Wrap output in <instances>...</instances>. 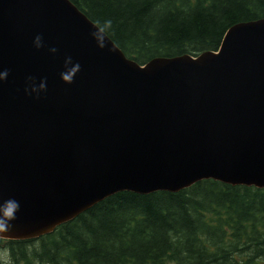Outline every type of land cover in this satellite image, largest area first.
<instances>
[{
    "label": "water",
    "instance_id": "water-1",
    "mask_svg": "<svg viewBox=\"0 0 264 264\" xmlns=\"http://www.w3.org/2000/svg\"><path fill=\"white\" fill-rule=\"evenodd\" d=\"M95 24L72 0H0V201L20 205L0 237L49 233L120 190L264 187V17L145 63L108 33L98 47Z\"/></svg>",
    "mask_w": 264,
    "mask_h": 264
},
{
    "label": "trees",
    "instance_id": "trees-1",
    "mask_svg": "<svg viewBox=\"0 0 264 264\" xmlns=\"http://www.w3.org/2000/svg\"><path fill=\"white\" fill-rule=\"evenodd\" d=\"M139 63L218 49L264 0H72ZM0 264H264V187L204 178L177 191L120 190L53 231L0 237Z\"/></svg>",
    "mask_w": 264,
    "mask_h": 264
},
{
    "label": "clouds",
    "instance_id": "clouds-1",
    "mask_svg": "<svg viewBox=\"0 0 264 264\" xmlns=\"http://www.w3.org/2000/svg\"><path fill=\"white\" fill-rule=\"evenodd\" d=\"M94 27L96 31H93L91 35L97 41L98 47L103 49L107 46L105 42V38L107 37L108 31L112 27V21L106 20L103 23L97 21ZM34 45L36 48H40L43 46L42 38L40 36H37L35 38ZM50 51L56 52L57 49L51 48ZM109 51H111V49H109ZM71 63H72L71 57H67L65 60L66 70L61 73V79L65 83H69V84L73 82L76 73L80 70V65L78 63L69 68L68 65ZM7 76H8L7 70L0 71V81L5 80ZM29 80H32V78L29 77ZM44 89H45V83L41 82L39 85V89H37L36 87H32L31 91L38 92ZM25 91L27 92L28 89H25ZM19 208H20L19 202L15 199L9 198L7 200L0 201V234L7 233L12 229L13 225L11 222L16 219V213L19 211ZM3 264H10V260L9 259L3 260Z\"/></svg>",
    "mask_w": 264,
    "mask_h": 264
},
{
    "label": "rangeland",
    "instance_id": "rangeland-1",
    "mask_svg": "<svg viewBox=\"0 0 264 264\" xmlns=\"http://www.w3.org/2000/svg\"><path fill=\"white\" fill-rule=\"evenodd\" d=\"M3 253H4V251H3ZM2 252L0 253V257H3L1 254H3Z\"/></svg>",
    "mask_w": 264,
    "mask_h": 264
},
{
    "label": "bare ground",
    "instance_id": "bare-ground-1",
    "mask_svg": "<svg viewBox=\"0 0 264 264\" xmlns=\"http://www.w3.org/2000/svg\"><path fill=\"white\" fill-rule=\"evenodd\" d=\"M249 40H251V38Z\"/></svg>",
    "mask_w": 264,
    "mask_h": 264
}]
</instances>
